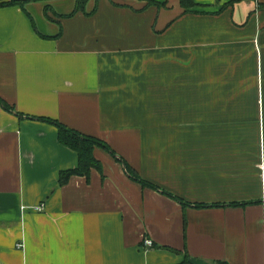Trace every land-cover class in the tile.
<instances>
[{"label":"crops","instance_id":"1","mask_svg":"<svg viewBox=\"0 0 264 264\" xmlns=\"http://www.w3.org/2000/svg\"><path fill=\"white\" fill-rule=\"evenodd\" d=\"M63 1L0 7V264H264V0Z\"/></svg>","mask_w":264,"mask_h":264},{"label":"trees","instance_id":"2","mask_svg":"<svg viewBox=\"0 0 264 264\" xmlns=\"http://www.w3.org/2000/svg\"><path fill=\"white\" fill-rule=\"evenodd\" d=\"M33 0H0V7L3 6H8V5H20L23 9H25V5L28 2H31ZM38 1V0H36ZM48 1V0H45ZM90 0H77L76 1V6L73 12L68 13V14H63L59 15L60 17H66V16H73L78 11H83L88 15H93L95 13L96 7L93 8L92 11L87 12L85 10L87 3ZM150 4H156L159 5L158 2L156 1H150ZM181 4L183 7L186 8V10H189L191 7L195 5L194 0H181ZM51 7L48 5L45 8V11L47 12L48 15V10H50ZM50 17V15H49ZM44 38H49V37H58L59 35H42ZM0 103L3 105L4 108L8 110H13V107L7 103L6 101L2 100L0 98ZM38 119L47 121V122H52L57 125L58 127V132H59V141L64 145V146H69L70 148L74 149L78 153V161L79 165L76 168L68 169L67 171H62L59 175L60 180L59 183L60 185H65L68 183L69 179L73 175L77 176H87L90 178V172L92 169H99L101 172L103 170V165L102 162L99 161L98 159L95 158L94 155V150L97 146L103 147L113 153L114 155L116 154L114 150L111 149L110 145H108L105 141H103L100 138H96L84 133H81L79 131H76L75 129H72L68 127L67 125H64L63 123L54 120V119H49L46 117H38ZM132 178L142 184V186L150 187L153 189L159 190L157 186L152 184L151 182L147 181L146 179H142L139 175L136 173L132 172L130 173ZM167 193V192H166ZM182 203H185L188 205V203L181 201ZM239 204V203H234L232 205ZM206 206V205H205ZM204 205H198V207H205ZM185 264V263H181Z\"/></svg>","mask_w":264,"mask_h":264},{"label":"rangeland","instance_id":"3","mask_svg":"<svg viewBox=\"0 0 264 264\" xmlns=\"http://www.w3.org/2000/svg\"><path fill=\"white\" fill-rule=\"evenodd\" d=\"M71 3H72V0H65L61 4L55 5L54 7L56 8L57 11H65L67 9V6L70 5ZM33 11L35 14V20H36L37 25L41 29H44L43 17L40 15V13L38 11H35V10H33Z\"/></svg>","mask_w":264,"mask_h":264},{"label":"built area","instance_id":"4","mask_svg":"<svg viewBox=\"0 0 264 264\" xmlns=\"http://www.w3.org/2000/svg\"><path fill=\"white\" fill-rule=\"evenodd\" d=\"M35 208H36L37 211H39V210L41 211V210H44L45 209L44 204H39ZM145 244L147 246H150L151 247V246H153V241L151 239H146L145 240ZM19 246H22V245H19Z\"/></svg>","mask_w":264,"mask_h":264}]
</instances>
